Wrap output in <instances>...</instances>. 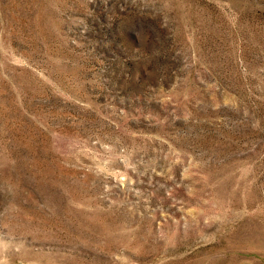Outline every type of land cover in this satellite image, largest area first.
Returning <instances> with one entry per match:
<instances>
[{"label": "rangeland", "instance_id": "1", "mask_svg": "<svg viewBox=\"0 0 264 264\" xmlns=\"http://www.w3.org/2000/svg\"><path fill=\"white\" fill-rule=\"evenodd\" d=\"M0 264H264V0H0Z\"/></svg>", "mask_w": 264, "mask_h": 264}]
</instances>
